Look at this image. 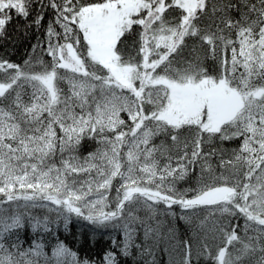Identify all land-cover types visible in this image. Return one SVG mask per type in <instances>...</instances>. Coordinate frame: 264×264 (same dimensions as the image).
<instances>
[{"label":"snow or ice","instance_id":"1","mask_svg":"<svg viewBox=\"0 0 264 264\" xmlns=\"http://www.w3.org/2000/svg\"><path fill=\"white\" fill-rule=\"evenodd\" d=\"M14 17L45 39L0 59V264H96L73 218L115 233L103 264H264V0H0V37Z\"/></svg>","mask_w":264,"mask_h":264},{"label":"trees","instance_id":"2","mask_svg":"<svg viewBox=\"0 0 264 264\" xmlns=\"http://www.w3.org/2000/svg\"><path fill=\"white\" fill-rule=\"evenodd\" d=\"M31 17L29 18V20ZM47 17L45 21H47ZM27 21L15 18L12 23L7 26V34L4 37H0V59H6L13 63L20 65L24 64L32 53V46L39 41L45 39L43 29L40 31L35 28H25ZM45 61L50 58L46 55L43 56ZM239 144L236 141L235 144L226 145L227 147H235ZM95 148L94 142L87 141L82 145L81 153L87 154L89 151H93ZM194 178L190 180L189 184H194ZM189 184H182L181 187H188ZM179 211V209H177ZM178 224L177 236L184 238L187 233L191 231L189 226L183 221H175ZM59 238L65 240L74 250H78L82 258H88L95 261L96 264H103V256L105 252L111 247L109 243L110 235L115 233H101L93 232L90 226L86 225L82 221H78L73 218L71 224L66 230L63 224L58 226ZM178 254L169 256L167 253L161 252L158 254V260L160 264H170V261H179ZM127 264H133L132 258H128ZM203 264V262H201Z\"/></svg>","mask_w":264,"mask_h":264}]
</instances>
